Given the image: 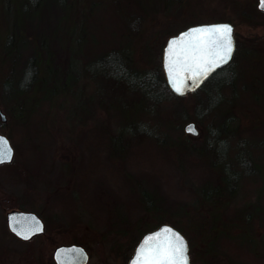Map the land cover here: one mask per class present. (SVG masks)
<instances>
[{
  "label": "rangeland",
  "instance_id": "1",
  "mask_svg": "<svg viewBox=\"0 0 264 264\" xmlns=\"http://www.w3.org/2000/svg\"><path fill=\"white\" fill-rule=\"evenodd\" d=\"M257 4L0 0V106L7 114L0 130L15 148L13 161L0 165V264H53L54 248L71 242L89 248L90 264H128L139 238L166 222L189 238L192 263L264 264V14L258 13L264 10ZM251 10L257 21L248 18ZM216 21L232 22L241 43L219 114L204 121L206 97L220 96L215 86L210 95L198 88L197 94L170 97L158 109L167 125L157 131L161 138L144 137L132 146L147 130L143 121L136 124L143 109H119L116 116L114 105L130 104L132 95L112 90L102 74L125 72L116 60L129 54L135 66L161 70L171 34ZM10 37L16 43L11 55H23L17 74L24 75L20 66L31 53L41 60L40 71L17 80L22 92L5 87L2 93L12 69L5 48ZM46 94L52 99L39 108L24 105ZM201 99L205 111L196 109ZM197 118L206 123L197 122L200 134L186 133L184 125ZM232 141L247 150L240 155L243 170L255 181L235 177ZM18 202L24 207H15ZM13 208L41 214L45 232L18 238L5 219Z\"/></svg>",
  "mask_w": 264,
  "mask_h": 264
},
{
  "label": "trees",
  "instance_id": "2",
  "mask_svg": "<svg viewBox=\"0 0 264 264\" xmlns=\"http://www.w3.org/2000/svg\"><path fill=\"white\" fill-rule=\"evenodd\" d=\"M38 1H40V0H38ZM256 11H254V12L252 10L249 11L247 13L249 15L248 18L255 17ZM258 13L261 15L264 14L263 11H259ZM254 21H257L256 17H255ZM29 37L30 36L28 35V39H30ZM3 43L4 42H3L2 35L0 32V50H1L0 52H2L1 54H3V56H4V51H3L4 44ZM5 43H6L5 48L7 49V52L10 55V56L8 55V57L10 58V62L12 64V69H11V72L9 73V75L6 77L5 80H3L2 84H1L2 85V93H5V90H4L5 87H13V88H15V91H17V92L21 91L22 92L25 89L22 88V86L19 87L20 84H18L19 82L17 80L24 78L26 75H29V77H33L34 76V70H36L35 75L38 74L37 72L40 71V61L41 60L39 59L38 56L34 55L33 53H31V57H25L24 60L27 58L28 60L26 59V61H28V62H26L27 64H24V66H22V67L20 66V68H22V70H21L22 73L24 72V75L21 76L20 74H17L18 71L20 70L17 67H18L19 62L22 60L23 55L20 54L19 52H18L19 53L18 55H14V54L11 55L9 49L11 48V50H12L16 47V43H15V40L13 37H10ZM240 44H241L240 40H237L236 52H238L240 50V47H239ZM25 45H28V43L26 42ZM236 52H234L235 55H233L234 57H232L230 62H228L227 64H224L222 67L215 70L213 72V74H210L211 76L200 87V88H204L205 92L207 91V95H210L208 93H211L214 86H215L219 90L218 95H220L219 98L216 99V101L212 100V98H210L208 96L206 97V99L208 98V104L206 105V112H205L206 115L204 116L206 119V120H204L205 122L207 121V119H210V117L212 118L215 115H218L220 112L219 108L223 104V100H224V97L221 95L222 94L221 90L224 89V87L229 84V81L228 80L226 81L225 78H227L228 76L233 74L231 66H232L233 60L236 57V54H237ZM5 54H7V53H5ZM130 57H131L130 54L126 57V58H128L127 64L125 62L126 58H121V56L119 58H117V60H116V66L119 68H121L120 67L121 65L125 64V72L113 73V74H107L104 72L101 77H102V80L107 81L106 79H108V80H111L113 82L114 89H112V90H114L115 92H117L116 90H122L126 93H129L130 94L129 96L132 95L130 97L132 99V100L130 99L131 100L130 104H129V102L128 103H121V101L119 100V103L117 102L116 105H114L116 110L114 109V110H112V112L116 116H117V110H119V109H121L123 111L130 109V108L136 109L137 107H140L143 109L142 110L143 114L138 119L136 124L140 125V122L143 121V123H145L147 126L146 127L147 130H145V133H143V134H142V132H139V135L134 137L135 140H133L132 146H136L139 143H136L135 141L142 140V139H144V137H146L147 140L150 139V140H156V141H158L159 138H161L157 134V131L158 132H160V131L165 132L166 129H164V127H167V125L163 126L162 121H160V117H157V115L159 113L158 109H161L162 102L165 101L166 99H169L170 97H173V96L178 98V99H181V98H183L184 95L183 96L177 95L171 90L170 86L167 83L163 67L161 70L160 69H141V68L135 66V64L133 63V61ZM162 66H163V62H162ZM123 76H126V79H127L126 82L124 81V79H121V78H123ZM121 82H122V84H121ZM28 86H27L28 89H29V87L32 88V86H29V87ZM28 89H26V90H28ZM198 90H196L192 93L197 94ZM52 96H53V94L52 95L46 94L42 98L38 99L39 101L35 98L34 99L33 98L32 99H26L27 102H25L24 99H23V101L25 102L24 105H29V107H31V109H32V108H37L39 106V103H41L47 99L48 100L52 99ZM142 100L145 101L144 104H143ZM3 102H1V103H3ZM203 103H204V101L202 99L200 100V102H198V108H196L198 111L199 110L201 111V109L204 110ZM33 104H35V105H33ZM41 108H42V104H41ZM41 111H42V109H41ZM186 115H187V112L183 113V115H181V116L184 119ZM207 115H210L209 118H207L208 117ZM16 116L18 119L22 118V112L16 111ZM196 122L199 123L200 127L206 125V123H207L206 122L204 124V122H202L200 118H197ZM4 124L5 123H2V125H0V129L5 128ZM216 130H217V132H220L218 129H216ZM9 137L11 138L10 135H9ZM164 140L165 139H162V143H160L161 142V140H160L159 143L164 144L165 143ZM228 141H229V139L226 137V143ZM147 144H149V143H147ZM243 147L244 146H241L240 143H236V142L234 143L232 141V144L230 145V149H231L230 153L232 155V157H231L232 160H230V162L235 163V168H236L235 177L238 179V181H240L244 177L248 178L249 180H251V179L254 180V177H250L253 173H249L248 171L243 170V166H246V164H245L246 162L242 158V156H240V155L243 152V150L247 151L246 149H243ZM259 162H261V161H259ZM1 165H3V164H1ZM229 167H230V165H229ZM253 172H255V171H253ZM248 183H250V182H247V184ZM245 184H244V186H245ZM232 192L236 193V191L234 190V187H233ZM211 198H214L213 194L211 195V197L209 199H211ZM12 204L14 205V203H12ZM16 204H15V207H18V206H20L22 208L24 207V206H22V204L20 205L19 202ZM6 223H7V221H6ZM155 227H157V226H155ZM125 236H128V235H125ZM191 259H192V257H191ZM192 264H196V263H192Z\"/></svg>",
  "mask_w": 264,
  "mask_h": 264
},
{
  "label": "snow or ice",
  "instance_id": "3",
  "mask_svg": "<svg viewBox=\"0 0 264 264\" xmlns=\"http://www.w3.org/2000/svg\"><path fill=\"white\" fill-rule=\"evenodd\" d=\"M261 6L264 8V0ZM231 33L230 25L202 26L190 29L182 33L180 37L172 39L166 49L165 58V68L170 81L175 80L178 71H188L191 73L189 79H193L195 83L196 78L206 79L216 69L227 64L234 51ZM178 44L180 47L177 51ZM173 55L177 59H173ZM175 91L183 94L178 85ZM188 130L194 131L191 127ZM10 159L11 149L4 138H0V163ZM162 233L165 234L163 237ZM61 252L68 253V257L61 261V264H75V257L72 253L76 250H58V259ZM130 264H188L187 243L174 230L161 229L149 234L141 241Z\"/></svg>",
  "mask_w": 264,
  "mask_h": 264
},
{
  "label": "water",
  "instance_id": "4",
  "mask_svg": "<svg viewBox=\"0 0 264 264\" xmlns=\"http://www.w3.org/2000/svg\"><path fill=\"white\" fill-rule=\"evenodd\" d=\"M262 4V0H258V8L261 10H264V8H262L261 6ZM213 25H230L232 28V39L234 42V50H235V36H234V24L230 21H216V22H201V23H197V24H193L190 25L186 28H184L183 30L179 31L176 34L171 35L168 39L166 44L163 47V55L162 56V62H163V69L165 72V77L167 80L168 85L170 86L171 90L177 94V95H185L187 94L189 91L193 92L195 90H197L211 75H209L206 79H203L202 77L200 78H196V82H193V79H189V76L191 75L190 72L188 71H178L176 74V78L174 81H170L169 78V74L166 71L165 68V58H166V49L169 46V42L177 37H180V35L182 33L188 32L190 29L193 28H198V27H202V26H213ZM179 44L177 45V51L179 50ZM234 52V51H233ZM233 57V53L231 56V59ZM173 59H177V57L175 55H173L172 57ZM230 59V60H231ZM229 60V61H230ZM228 61V62H229ZM177 68H179V66H177ZM217 70V69H216ZM213 74V72L211 73ZM202 81V82H201ZM180 86L183 94H179L175 91V87L176 86ZM198 85V86H197ZM7 114L4 112V110L2 109V107L0 106V118L2 121H6L7 120ZM197 123L194 120L188 121L185 125H184V131L187 133H191L193 135H197L199 133V128L197 127ZM193 128L194 131H189V128ZM0 138H4V140L7 142L8 147L11 149V159L8 161H5L4 163H0L1 164H5V163H11L14 159V155H15V148L12 144V141L10 139V137L8 136V134L0 131ZM7 220V226L9 228V230L15 234L18 238L24 240L25 236L29 237L28 239L25 240H30L31 238L35 237L38 234H42L45 232L46 230V223L44 218L37 212L34 210H25V209H20V208H13L11 210H9L6 213V218ZM164 228H169L175 231V233H179L180 236H182L184 238V240L187 243V257H188V264H191V257H190V245H189V241L187 236L180 231L179 228H177L175 225L166 222V223H162L159 226L146 231L140 238V240L138 241V243L136 244L134 253L132 254L129 263L132 261L133 257L136 255V251H137V247L138 245H140L141 241L144 240V238L146 236H148L149 234L152 233H156L161 229ZM163 235H165L164 233H162V237ZM76 250V252L72 253V256L75 257V264H87L88 260H89V252L87 251V249L85 248L84 245L82 244H77V243H71V244H60L58 245L55 250H54V259L56 261L57 264H61V261H64L67 257H68V253L67 252H61L60 253V258H57V252L58 250Z\"/></svg>",
  "mask_w": 264,
  "mask_h": 264
},
{
  "label": "flooded vegetation",
  "instance_id": "5",
  "mask_svg": "<svg viewBox=\"0 0 264 264\" xmlns=\"http://www.w3.org/2000/svg\"><path fill=\"white\" fill-rule=\"evenodd\" d=\"M183 30V29H182ZM181 31V30H180ZM234 31H235V27H234ZM233 31V32H234ZM179 32V31H178ZM177 32V33H178ZM176 34V33H175ZM234 36H235V50H234V52H236V49H237V40H238V38L236 37V35H235V32H234ZM167 42V41H166ZM166 44V43H165ZM164 46V45H163ZM233 52V55H235V53ZM234 57V56H233ZM230 62V61H229ZM200 134V130H199V133H198V135ZM197 136V135H196ZM41 215V214H40ZM42 216V215H41ZM43 217V216H42ZM44 218V217H43ZM44 220H45V223H46V227H47V221H46V219L44 218ZM37 236H39V234L38 235H36L35 237H37ZM35 237H33V238H35ZM32 239V238H31ZM71 243H77V242H71ZM71 243H69V244H71ZM78 244V243H77ZM60 245V244H59ZM83 245V244H82ZM58 246V245H57ZM56 246V247H57ZM85 246V248L87 249V251L89 252V260H88V263L87 264H90V260H91V252H90V250H89V248L86 246V245H84ZM54 250H55V248H54ZM53 254H54V251H53ZM53 256V255H52ZM52 262H53V264H57L56 263V261H55V259H54V256L52 257Z\"/></svg>",
  "mask_w": 264,
  "mask_h": 264
}]
</instances>
